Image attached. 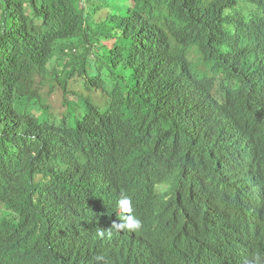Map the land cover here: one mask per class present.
Segmentation results:
<instances>
[{"label": "trees", "instance_id": "16d2710c", "mask_svg": "<svg viewBox=\"0 0 264 264\" xmlns=\"http://www.w3.org/2000/svg\"><path fill=\"white\" fill-rule=\"evenodd\" d=\"M63 59L66 84L104 92L103 107L42 105L37 78ZM122 193L138 232L113 227ZM254 256L264 0H0V264Z\"/></svg>", "mask_w": 264, "mask_h": 264}, {"label": "rangeland", "instance_id": "374dc122", "mask_svg": "<svg viewBox=\"0 0 264 264\" xmlns=\"http://www.w3.org/2000/svg\"><path fill=\"white\" fill-rule=\"evenodd\" d=\"M90 4L87 2V5ZM67 61V59H63L65 63L51 65L49 73L44 79L37 78L36 90L41 97L42 105L51 107V112L56 113V117H61L65 112V96L66 93H69L71 101L79 98L80 102L83 103V99H90L96 105L103 107L106 99L104 92L100 90L87 92L82 83L76 79L66 84V74L62 64H66Z\"/></svg>", "mask_w": 264, "mask_h": 264}, {"label": "clouds", "instance_id": "9594fccd", "mask_svg": "<svg viewBox=\"0 0 264 264\" xmlns=\"http://www.w3.org/2000/svg\"><path fill=\"white\" fill-rule=\"evenodd\" d=\"M117 207L119 208V223H114L113 227L121 231L138 232L142 230L143 222L133 212L131 197L121 194ZM97 235L103 237L105 230L100 228L97 230ZM108 235H111L109 232ZM250 264H264V260L260 256H254Z\"/></svg>", "mask_w": 264, "mask_h": 264}]
</instances>
